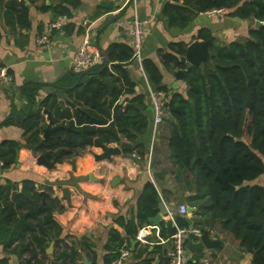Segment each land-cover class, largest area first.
I'll return each instance as SVG.
<instances>
[{
    "label": "trees",
    "instance_id": "16d2710c",
    "mask_svg": "<svg viewBox=\"0 0 264 264\" xmlns=\"http://www.w3.org/2000/svg\"><path fill=\"white\" fill-rule=\"evenodd\" d=\"M3 1L0 0V5ZM184 1L182 7L166 4L171 25L183 27L189 23L190 8H194L195 14L227 8L232 17L241 21L264 22V0ZM80 5L81 0H62L54 8L60 16L71 17ZM5 17L12 28L17 22L20 28L31 27L29 8L23 1L7 0ZM198 35L212 42L210 51L215 55L188 69L183 77L186 94L171 89L170 119L174 120V129L169 139L170 162L176 180L194 193L189 203L196 208L195 225L204 231L217 222L224 232L239 241L243 252L252 254L251 264H264V186L250 184L264 174V26L251 28L243 39L235 38L223 44L207 29H201ZM186 51V43L172 44L162 54L165 68L185 69ZM107 58L112 69L108 67L97 73L103 65H96L88 74L69 73L57 82L54 93L35 106L36 110H30L23 122L28 149L45 155L49 161L62 163L91 146L105 149L115 142L118 134L135 146L127 152L145 159L148 149L142 137L149 126L144 111L146 96L135 92L127 70L133 60V49L125 43L111 44ZM142 63L151 84L157 90L170 91L163 84L159 67L151 59ZM81 75L79 84L74 86ZM105 80L121 85L108 100ZM25 91L34 94L33 88ZM63 94L71 98L65 109L58 104V95ZM43 108L51 113V123L45 127L63 125L70 131L61 130L44 140L39 129ZM19 148L21 144L14 141L0 146L2 169L15 163ZM46 188L48 195L43 197L32 180L13 183L3 182L0 177V245L8 254L22 255L28 251L26 264H58L60 259L75 261V254L61 245L67 237H61L63 228L54 217V212L62 211L63 207L52 197V186ZM159 201L158 189L149 181L140 196L136 216L127 221L123 217L117 219L126 236L115 229L110 231L106 264H111L125 245L130 247V241L136 239L144 225L151 224L150 218L159 212ZM189 225L188 219L178 215L175 223L161 222L160 235L172 237L177 226ZM53 240L60 248L57 255L46 252ZM198 259L190 258L187 264H201ZM165 261L167 264V257ZM0 264H9V258L0 259ZM93 264H97L96 260Z\"/></svg>",
    "mask_w": 264,
    "mask_h": 264
},
{
    "label": "crops",
    "instance_id": "0c3cea01",
    "mask_svg": "<svg viewBox=\"0 0 264 264\" xmlns=\"http://www.w3.org/2000/svg\"><path fill=\"white\" fill-rule=\"evenodd\" d=\"M19 1H23L29 8V29L20 28L18 22L12 28L5 17L7 0L0 5V66L7 67L13 77L10 85L0 82V146L8 141L21 144L18 149V163L15 161L5 170L0 165V177L3 182L10 180L13 183L32 180L35 186L41 189L40 192H47L46 187L52 186V197L57 198L63 207L62 211L54 212L55 219L63 228L61 237H67L61 245L69 253L75 254V261L60 259L58 264H93L95 260L97 264H106L104 258L108 254L106 245L110 231L115 229L122 236H126L125 229L117 219L123 217L127 221L136 216L146 183L151 181L155 184L159 200L163 201L169 211V215L164 216L162 221L171 220L175 223V216L171 213L180 205L182 198L186 199L188 208L191 206L189 198L194 193L184 183L176 180V172L170 162L169 139L174 129V120L164 121L157 131L152 133L155 111L151 96L158 90L149 81L143 63L132 60L127 65L129 77L135 84V92L146 96L144 111L149 126L142 137L148 149L145 159L135 158L133 152L125 151L113 156L112 160L97 161L96 155L103 154L104 148L91 146L73 158L62 163L56 162L54 168L48 169L44 164L37 162L39 154L25 146L27 140L23 122L30 110H36L38 104L54 93L59 80L65 79L69 73H77L72 69L73 60L84 43H89L97 53L102 51L106 57L111 44L125 43L131 46L127 41L126 28L133 19L147 23L144 60L151 59L159 67L163 84L169 90L183 94H186V84L182 79L178 81L177 88L173 87L175 70L165 68L162 54L169 51L175 43L184 42L189 46L195 41H204L198 35L201 29L209 30L216 38L220 34L223 43L230 42L233 36L246 37L252 26L251 21L232 17L227 8V13L216 16L195 14L194 8H190L192 20L189 23L183 27L171 25L165 12L166 4L182 7L185 6L184 0H111L112 9L102 4L110 0H81V5L73 10L71 17L60 16L56 12L54 7L62 0ZM51 23H60L62 29L52 32L49 46H39L36 42L37 36L45 33ZM68 25L72 26L67 27ZM99 65H103V61ZM108 67L111 68L112 63L109 62ZM26 87L29 90L33 88L34 94L26 92ZM109 96L111 97L110 93ZM67 98L69 101L65 100L61 106V95H58L61 109L69 107L71 98L69 95ZM71 111L73 112V108ZM44 112L45 109H41L39 129H42L41 137L45 140L43 129L46 128L45 125H50L51 121ZM19 116L23 117L22 122L14 120ZM9 120L11 122L6 123ZM119 136L122 141H127L122 135ZM109 145L116 146L117 143L115 141ZM250 184L264 186V174ZM65 188L69 190V199L65 196ZM195 213L196 211L189 212L185 217L192 225H195ZM197 220L199 223L204 222L203 219ZM142 229L146 233L145 238L140 240L136 237L130 241L129 264H166V252L172 248L171 237H162L160 226L152 222L140 230ZM207 229L211 237L221 241L222 247L203 248L196 254H191L190 258H199L201 264L207 259L210 264L252 263V254L243 252L239 241L224 232L217 222ZM194 240L199 242V239ZM132 241H135V244ZM46 252L49 255L59 254L60 248L55 240L47 245ZM29 256L28 251L22 255L8 254L3 245H0V259L8 257L9 264H26ZM52 259L53 257L50 258Z\"/></svg>",
    "mask_w": 264,
    "mask_h": 264
},
{
    "label": "built area",
    "instance_id": "2783aa9c",
    "mask_svg": "<svg viewBox=\"0 0 264 264\" xmlns=\"http://www.w3.org/2000/svg\"><path fill=\"white\" fill-rule=\"evenodd\" d=\"M227 13L226 8H214L206 11L204 14L208 16H216ZM146 21H140L137 18L133 19L131 23L126 28L127 41L133 49V60L142 63L144 60L143 47L146 42ZM62 25L60 23H51L47 28L45 33L39 34L36 38V42L39 46L45 47L49 46L50 35L55 30H61ZM102 62V58L95 51L89 43H84L77 51L74 56L72 69L81 73L87 71ZM13 81L12 75L9 73L7 67L0 68V82L3 85H10ZM172 91L158 90L153 93L151 100L154 106V118L152 121L154 131L166 120L170 119L172 116V111L170 108ZM135 158L139 157L137 154H133ZM2 166L3 163L0 162ZM189 213V208L186 204H180L171 215L174 217L182 216L186 217ZM203 234V230L200 227L190 224L186 227H178L176 233L171 237L172 248L168 251V263L167 264H187L191 254L188 250V242L190 236L195 239H200ZM146 236L144 229L140 230L137 238L142 240ZM131 255V250L128 247H123L120 249L119 255L116 259L112 261L111 264H129V259ZM203 264H210L209 260H204Z\"/></svg>",
    "mask_w": 264,
    "mask_h": 264
},
{
    "label": "water",
    "instance_id": "95a60500",
    "mask_svg": "<svg viewBox=\"0 0 264 264\" xmlns=\"http://www.w3.org/2000/svg\"><path fill=\"white\" fill-rule=\"evenodd\" d=\"M103 6L107 7V8H113V1H104ZM261 26H264V22L260 21V20H255V28H260ZM212 44V42L210 40H204V41H195L193 43H191L189 46H187V51L185 54V58H186V68L185 69H177L175 71H173V77L175 79V82L173 84L174 88H177V84L178 81H181L184 77V75L186 74V72L188 71V69H190L193 66H200L203 62L209 61L211 59V56H214L215 53H211L210 52V45ZM99 55L102 58L103 61V67L100 68L97 73L102 72L105 68H107L109 66V61L107 59V57L105 56V54L100 51ZM84 74H88L89 70L84 71ZM83 75V74H82ZM82 75L79 77L77 83L74 86H77L78 83L80 82ZM105 85L108 87L109 89V93L112 94L114 92L115 89H121V85L115 82H112L111 80H105ZM208 90H210V88L208 87ZM107 99L109 98V95L106 97ZM67 100L69 101V99L67 98V95L63 94L61 96L60 99V105L63 106L64 101ZM120 103H124V99H122L120 101ZM80 110V108L78 109ZM48 115L49 120L51 121V113L48 110H45V112ZM23 117L19 116L17 118H14V120L22 122ZM177 127L179 128V126L177 125ZM68 130L70 131V128H67L63 125H56L53 127H46L44 129V138L47 139L51 134H54L56 132H59L61 130ZM115 141L117 143L116 146H106L104 149V153L101 155H96V159L97 161L100 160H112L113 156L115 155H120L122 153H124L125 151H133L134 150V145L133 143L129 142V141H122L121 137L118 134H115ZM18 150L16 153V163H18ZM37 162L44 164L48 169H52L55 167L56 164V160L53 161H49L46 159L45 155H39V157L37 158ZM64 193L67 199H69V190L67 188L64 189ZM41 195L43 197H47V192L46 191H41ZM186 203V199L182 198L180 201V204H185ZM158 208H159V212L157 213L156 216L151 217L150 221L156 225V226H160V223L162 221V218L164 216L169 215V211L166 208L165 204L163 203V201H160L158 203ZM196 211L195 207L190 206L189 207V212L190 213H194ZM189 224H191L192 222L189 221ZM133 244H135V241H132ZM188 250L190 252V254H196V252L198 250H201L203 248L206 249H213L215 247H222L221 241L219 239H215L213 237H211L209 235V230L205 229L203 231V234L199 240V242H196L195 240H193V236H190L189 238V242H188Z\"/></svg>",
    "mask_w": 264,
    "mask_h": 264
},
{
    "label": "rangeland",
    "instance_id": "374dc122",
    "mask_svg": "<svg viewBox=\"0 0 264 264\" xmlns=\"http://www.w3.org/2000/svg\"><path fill=\"white\" fill-rule=\"evenodd\" d=\"M253 23H252V21H251V25H252ZM234 36L232 37V40H234ZM239 39H243V38H239ZM218 42H220L221 44H223V41H222V36L220 35V34H218ZM60 81V80H59ZM168 121V120H167ZM152 133H154V130L152 129ZM195 238H193V240H194ZM200 240V239H199Z\"/></svg>",
    "mask_w": 264,
    "mask_h": 264
},
{
    "label": "flooded vegetation",
    "instance_id": "af4514ba",
    "mask_svg": "<svg viewBox=\"0 0 264 264\" xmlns=\"http://www.w3.org/2000/svg\"><path fill=\"white\" fill-rule=\"evenodd\" d=\"M251 28H252V29H253V28L255 29V24H254V22H253L252 26H250V29H251ZM250 29H249V30H250Z\"/></svg>",
    "mask_w": 264,
    "mask_h": 264
}]
</instances>
